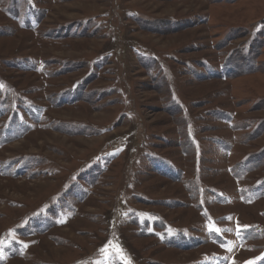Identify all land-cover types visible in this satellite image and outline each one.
Masks as SVG:
<instances>
[{
	"label": "rangeland",
	"instance_id": "rangeland-1",
	"mask_svg": "<svg viewBox=\"0 0 264 264\" xmlns=\"http://www.w3.org/2000/svg\"><path fill=\"white\" fill-rule=\"evenodd\" d=\"M0 264H264V0H0Z\"/></svg>",
	"mask_w": 264,
	"mask_h": 264
},
{
	"label": "snow or ice",
	"instance_id": "snow-or-ice-1",
	"mask_svg": "<svg viewBox=\"0 0 264 264\" xmlns=\"http://www.w3.org/2000/svg\"><path fill=\"white\" fill-rule=\"evenodd\" d=\"M229 251H231V249H228ZM102 252L105 251L104 249L101 250Z\"/></svg>",
	"mask_w": 264,
	"mask_h": 264
},
{
	"label": "bare ground",
	"instance_id": "bare-ground-1",
	"mask_svg": "<svg viewBox=\"0 0 264 264\" xmlns=\"http://www.w3.org/2000/svg\"><path fill=\"white\" fill-rule=\"evenodd\" d=\"M71 60V59H70ZM64 61V60H63ZM76 63V62H75Z\"/></svg>",
	"mask_w": 264,
	"mask_h": 264
}]
</instances>
